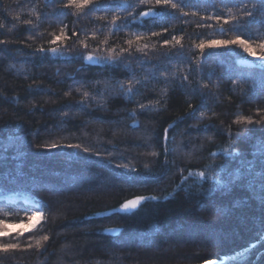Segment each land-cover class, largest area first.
<instances>
[{"label": "trees", "instance_id": "trees-1", "mask_svg": "<svg viewBox=\"0 0 264 264\" xmlns=\"http://www.w3.org/2000/svg\"><path fill=\"white\" fill-rule=\"evenodd\" d=\"M172 2L177 9L102 0L77 14L68 0H0V192L31 196L46 213L42 227L0 237L20 245L0 252V264H203L238 251L215 264H264V120L234 123L264 117V69L236 46L203 57L194 46L239 35L199 27L238 8ZM149 8L157 15L141 17ZM260 17L246 28L253 42L264 40ZM121 48L129 51L117 63L84 59ZM62 177L73 186L47 187L61 188ZM142 192L157 199L118 210ZM11 203L0 199V218L13 223L24 204Z\"/></svg>", "mask_w": 264, "mask_h": 264}, {"label": "snow or ice", "instance_id": "snow-or-ice-1", "mask_svg": "<svg viewBox=\"0 0 264 264\" xmlns=\"http://www.w3.org/2000/svg\"><path fill=\"white\" fill-rule=\"evenodd\" d=\"M144 2V0H142ZM222 2H225V0H222ZM227 3H231L233 5V8H238L242 15H235L233 14V9L228 8L229 15H217L215 13L211 14L207 19L214 21L215 26L212 23H201L199 27H207L208 29H211L212 33H220L223 34L226 30L227 31H233L240 33L239 35L234 36L231 39H201L199 44L194 45L196 48L200 50L201 56H205L208 53L205 52V49H214V48H225V49H231L233 46L238 47L242 50L243 53L247 54L248 57H253L254 60L258 63L253 64L254 67H260L264 69V40H259L258 42L252 41L251 33L246 31L247 26L251 22V18L255 15L256 11L259 10L261 12V17L259 22L261 24H264V0H258L259 3V9L257 8L256 4H253L251 8L244 2V0H226ZM156 5H163V6H170L172 9H177L178 4L173 3L172 0H155ZM74 7L77 9V14L82 13L84 10L88 11H94V10H100L101 8H104L105 6L102 3V0H68V4L65 5V7ZM105 10H107L105 8ZM157 15L156 12L152 8H149L146 12L140 13L141 17H147V16H155ZM186 15V14H185ZM105 17L101 16L98 17V19L103 20ZM119 17L113 16L112 17V29L111 30H119V26L117 25V20ZM26 24H31V21H25ZM225 26H228L227 29ZM153 35H159L158 33H153ZM244 36H247L248 39L243 38ZM65 37V33L63 29L61 30V34L59 36H55L54 39L51 41L52 44H56L58 41H60L62 38ZM94 38V34H93ZM141 40L140 36L135 37V41L132 39H129L125 41L131 47L134 42H139ZM172 41H175L176 45H181V39H178L177 37L173 36ZM2 43V42H0ZM102 43L107 44V40L103 41ZM81 44L86 48L87 44L84 41H81ZM171 44V41L165 40L164 45ZM182 46V45H181ZM144 47L146 48L147 45L145 44ZM257 49L259 51H257ZM140 49L137 48V51ZM40 52L49 51L51 53H56L58 51L57 47H51L49 49L40 48L38 49ZM110 53L114 51V49L108 50ZM129 49L121 48L120 54L118 55H109L107 57H94L91 53L86 55L84 57L85 60L88 61H94L96 63H117L121 58L122 54L125 52H128ZM239 63H247L246 60H241ZM184 79H187V76L184 77ZM233 83H236L235 81ZM204 87H207V85H204ZM133 91V89L130 87L128 89L129 94ZM87 95V93H85ZM141 109L146 107L145 105H140ZM203 115V114H202ZM264 120V117L261 118V120L254 121L252 117L250 116H237V119L234 121V123L241 124H260ZM167 131V130H166ZM50 148H55L57 145H49ZM68 147H75L79 148V145H68ZM84 151H88L87 149H84ZM167 151V150H166ZM235 151V149H233ZM227 155V151L225 152ZM155 155V154H154ZM200 176H204L205 174L203 172L199 173ZM145 199H157V197H144V196H137L133 199H129L125 201L122 205V209H134L136 208L143 200ZM35 211H31V214H27L29 212V209H25L26 212V220L28 221V226L23 228H16L15 229V238H19L22 236L25 232L32 231L33 229H37L38 226L42 227V221L46 220V213L43 211L42 207L37 204L34 205ZM5 218H0V237H11L13 229V223L9 222V219L11 217L10 213L4 214ZM25 217L19 218V223L24 224ZM49 240V237L47 235L41 236L38 239L35 240V247L37 249H40L42 247V242ZM20 247L18 243H0V252L7 253L12 250H16ZM27 248H31L32 244H28L26 246ZM208 264H215L214 261H209Z\"/></svg>", "mask_w": 264, "mask_h": 264}, {"label": "rangeland", "instance_id": "rangeland-1", "mask_svg": "<svg viewBox=\"0 0 264 264\" xmlns=\"http://www.w3.org/2000/svg\"><path fill=\"white\" fill-rule=\"evenodd\" d=\"M62 179H63V177H62ZM66 178H64L63 180H65ZM69 179V178H68ZM68 179H66V180H68ZM66 180H65V182L64 181H62L63 182V186L61 187V188H57V187H53V185H51V184H46L47 185V187H49V188H53L55 191H61V192H64L65 190H66V188L68 187H70V186H73L72 185V182L70 181V179L67 181V183H68V186H65L66 185ZM78 182H76V184H77ZM78 186V185H77ZM138 196H144V197H150L149 195H145V193H143L142 192V194L141 195H138ZM137 197V196H136ZM133 198H135V197H133ZM133 198H130V199H133ZM0 199H2V200H5L6 202H9V203H15V202H17V201H21L24 205H18L19 206V215H17V217H15V218H13L12 220H11V222H13V229H11V231H12V233H14V235H15V229L16 228H23V227H27L28 226V221L26 220V212H25V209H29V212L27 213V214H31V211H35L36 209H35V207H34V205H37V204H39L35 199H33L31 196H28V195H25V194H18V193H15V195H2V193L0 192ZM11 199H14V200H11ZM127 200H129V199H127ZM126 200V201H127ZM144 201V200H143ZM11 203V204H12ZM124 203V202H123ZM122 203V204H123ZM41 207H42V209H43V206L41 205V204H39ZM135 209V208H134ZM118 210H121V211H130V210H132V209H122L121 208V205H120V207L118 208ZM43 211H44V209H43ZM45 212V211H44ZM20 217H25V222H24V224H20L19 223V218ZM45 221V220H44ZM44 221H42V224H43V222ZM38 227H40V226H38ZM33 230H36V229H33ZM32 230V231H33ZM109 232H111V231H116V228H110L109 230H108ZM29 232H31V231H29ZM25 233H27V232H25ZM261 236H263L264 237V234L263 235H261ZM260 236V237H261ZM252 245H250L249 247H251ZM242 252L241 251H238V252H233L229 257H222L220 260H216V261H218L217 263H221V262H224L223 260H225L226 258H228V259H231V260H234V259H236V256L237 255H239V254H241ZM243 254V253H242ZM216 261H214V262H216ZM197 264H202V263H197ZM203 264H208V263H203Z\"/></svg>", "mask_w": 264, "mask_h": 264}, {"label": "bare ground", "instance_id": "bare-ground-1", "mask_svg": "<svg viewBox=\"0 0 264 264\" xmlns=\"http://www.w3.org/2000/svg\"><path fill=\"white\" fill-rule=\"evenodd\" d=\"M242 60V59H241ZM241 60H237V63L238 64H240V65H242V66H244V65H246V64H243V63H239V61H241ZM247 63H248V61H247ZM248 66V65H247ZM2 195H15V193H10V192H5V191H3L2 192ZM11 200H14V199H11ZM111 232H115V231H111Z\"/></svg>", "mask_w": 264, "mask_h": 264}, {"label": "water", "instance_id": "water-1", "mask_svg": "<svg viewBox=\"0 0 264 264\" xmlns=\"http://www.w3.org/2000/svg\"><path fill=\"white\" fill-rule=\"evenodd\" d=\"M243 64H246V65H251L249 62H248V63H243Z\"/></svg>", "mask_w": 264, "mask_h": 264}]
</instances>
